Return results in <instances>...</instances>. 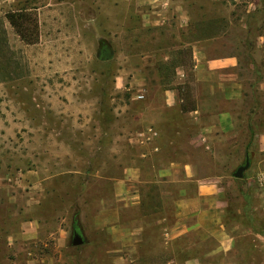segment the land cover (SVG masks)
I'll use <instances>...</instances> for the list:
<instances>
[{
	"label": "rangeland",
	"instance_id": "rangeland-1",
	"mask_svg": "<svg viewBox=\"0 0 264 264\" xmlns=\"http://www.w3.org/2000/svg\"><path fill=\"white\" fill-rule=\"evenodd\" d=\"M188 2L195 16L211 21L201 31L211 27L222 36L227 30L244 64L263 54L253 39L264 37V0ZM1 3L0 264H30L32 257L45 264H176L171 261L176 257L164 256L159 241L141 247L139 259L126 249L114 253L123 249L122 241L97 230L94 220L115 204V181L125 176V168L141 160L133 137L147 112L145 97L139 95L148 84L161 81L166 87L179 81L175 65L163 61L177 51L174 42L179 40L153 42V32L135 13L134 0ZM18 8L29 13L24 25L34 43H27L6 18ZM179 29L175 27V34L185 36ZM218 43L222 52L227 40ZM181 56L190 72L189 52L183 48ZM184 83L193 101L195 82L187 77ZM244 161L233 159L223 172L200 176L219 177L229 194L238 192L228 184L243 181L245 176L237 178L234 172ZM147 201L140 215L150 219L157 215L152 210L157 204ZM75 214L85 241L77 246L72 244ZM127 214L124 208L123 218ZM33 216L41 223L37 243L9 238L23 218ZM222 242L216 238L193 249L203 264H227L230 259L234 264H264V236H243L232 252Z\"/></svg>",
	"mask_w": 264,
	"mask_h": 264
},
{
	"label": "crops",
	"instance_id": "crops-1",
	"mask_svg": "<svg viewBox=\"0 0 264 264\" xmlns=\"http://www.w3.org/2000/svg\"><path fill=\"white\" fill-rule=\"evenodd\" d=\"M2 1L22 0H0V5ZM134 2L143 27L153 32L152 40H179L174 42L177 51L163 57L175 65L173 74L179 81L166 87L160 81L143 89L147 119L133 137L141 160H134L125 168V176L115 181V204L100 210L94 225L111 234L113 241H122L123 249L115 248L114 253L126 249L139 259L141 247L159 241L164 256L176 257L172 262L203 264L193 249L200 242L223 239L222 246L232 252L241 237L264 236V37L253 39L255 49L263 54L244 64L227 30L222 36L211 27L201 31L200 26L211 21L195 16L188 0ZM176 26L185 36L175 34ZM221 39L227 40L222 52L217 50ZM183 48L190 55V72L181 56ZM160 77L165 78L163 70ZM187 77L195 82V107L184 111L178 85ZM240 158H248L250 167L245 180L228 184L231 190L238 188L231 196L219 177L200 176L207 171L221 173ZM148 198L157 204L152 209L157 215L150 219L140 215ZM40 227L36 217L23 218L9 238L37 243ZM186 238L190 241L182 244ZM43 262L32 257L30 264ZM235 262L230 259L227 264Z\"/></svg>",
	"mask_w": 264,
	"mask_h": 264
},
{
	"label": "trees",
	"instance_id": "trees-1",
	"mask_svg": "<svg viewBox=\"0 0 264 264\" xmlns=\"http://www.w3.org/2000/svg\"><path fill=\"white\" fill-rule=\"evenodd\" d=\"M27 12L28 11L26 8H18L16 10L8 11L6 13V18L9 20L11 25H13L16 28L17 32L23 37V39L27 41V43H34L36 41H33L34 39H30V37H28L29 36L28 33L29 32L31 33L32 31H30L29 28H25V25H24V21L26 19H28L29 13H27ZM107 55L109 56V53H105V56H107ZM0 79H2L1 74H0ZM186 85H187L186 83H184V85L183 84L178 85V88L181 92V98L183 100L182 109L184 111L192 110L195 107L194 100L191 101L190 99H188L189 93H188V89H187ZM250 129L253 133L252 128H250ZM245 161H246V159H245ZM245 161L243 162V164L245 163ZM72 230H73V235H74L75 231H78L79 233H81L80 221L78 218V214H75L73 217Z\"/></svg>",
	"mask_w": 264,
	"mask_h": 264
},
{
	"label": "water",
	"instance_id": "water-1",
	"mask_svg": "<svg viewBox=\"0 0 264 264\" xmlns=\"http://www.w3.org/2000/svg\"><path fill=\"white\" fill-rule=\"evenodd\" d=\"M250 167V160L247 158L245 163L240 165L236 171L234 172V176L237 177V178H242L244 176V173L245 171ZM84 243V238H83V235L81 233H78L76 232L74 235H73V238H72V244L74 246H77V245H81Z\"/></svg>",
	"mask_w": 264,
	"mask_h": 264
},
{
	"label": "built area",
	"instance_id": "built-area-1",
	"mask_svg": "<svg viewBox=\"0 0 264 264\" xmlns=\"http://www.w3.org/2000/svg\"><path fill=\"white\" fill-rule=\"evenodd\" d=\"M143 97V95H139V98H142Z\"/></svg>",
	"mask_w": 264,
	"mask_h": 264
},
{
	"label": "flooded vegetation",
	"instance_id": "flooded-vegetation-1",
	"mask_svg": "<svg viewBox=\"0 0 264 264\" xmlns=\"http://www.w3.org/2000/svg\"><path fill=\"white\" fill-rule=\"evenodd\" d=\"M76 232H78V231H75L74 234H75ZM78 233H79V232H78Z\"/></svg>",
	"mask_w": 264,
	"mask_h": 264
}]
</instances>
